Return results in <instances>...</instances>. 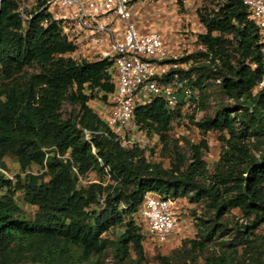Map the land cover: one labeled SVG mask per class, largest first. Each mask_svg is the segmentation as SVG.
<instances>
[{
	"label": "trees",
	"instance_id": "16d2710c",
	"mask_svg": "<svg viewBox=\"0 0 264 264\" xmlns=\"http://www.w3.org/2000/svg\"><path fill=\"white\" fill-rule=\"evenodd\" d=\"M48 2L32 0L22 8L20 0H0V264H102L108 251L115 264L131 251L140 264L144 233L132 218L148 191L202 203L212 213V224L184 243L175 264H195L198 256L202 264H264V233L258 232L264 224V87L257 89L264 55L244 0H203L197 9L204 28L196 36L200 49L161 61L173 64L162 81L177 75L202 89L207 74L232 101L194 123L199 141L182 137L181 147L169 134L181 116V98L172 111L160 98L135 109V123L158 135L167 167L149 161L139 145L122 146L89 106L114 92L112 63L71 57L78 31ZM65 103L72 107L66 117ZM210 131L225 133L211 171L203 159ZM6 157L23 176L5 175ZM33 164L41 171L26 170ZM91 172L101 179L83 184ZM17 191L37 207L31 220L15 202ZM233 209L241 215L228 229L220 220ZM122 224L123 231L109 235ZM219 229L220 236L232 233L214 250Z\"/></svg>",
	"mask_w": 264,
	"mask_h": 264
},
{
	"label": "rangeland",
	"instance_id": "374dc122",
	"mask_svg": "<svg viewBox=\"0 0 264 264\" xmlns=\"http://www.w3.org/2000/svg\"><path fill=\"white\" fill-rule=\"evenodd\" d=\"M20 1L22 8L30 7L32 4V0ZM202 3L203 0H182V4H179L177 0H133L129 5L126 4L125 7L130 12V20L140 31L146 32L152 30L159 33L165 42L169 52V58H178L200 49L196 36L198 33L203 32L204 28L198 20L197 9ZM51 10L56 11L55 7H52ZM59 11L63 12L64 10H57V12ZM109 16V22L105 23L103 19L100 21L112 33V35H108V41L111 36L114 40L118 41L122 38L124 21L118 14L111 13ZM70 22L72 23L74 20L71 19ZM89 34V29H86L77 37L78 46L81 44L84 46L89 42ZM110 43L108 42V44ZM96 55L98 54L94 56ZM70 56L76 60L83 57L80 48L77 52L75 51L70 54ZM190 63L192 62L183 64L181 67L186 68ZM206 76L207 74L202 78V89L194 87L195 92L191 96V99L184 100L181 105L180 118L172 122V129L169 134L172 139L178 140V144L181 147H183L182 137L194 143L199 141L201 134L194 125L195 122L204 117L211 116L219 106L232 105V101L226 99L221 94L216 78ZM111 100L112 96L109 94L106 100L95 98L90 100L88 104L100 116L108 108ZM71 110L72 107L65 103L62 107V115L64 117L68 116ZM221 135H225V133L210 131L205 136L208 149L204 151L203 159L206 161L209 171L212 170L214 163L219 158L222 145V142L219 140ZM148 140L151 142V146L145 151L147 159L152 162H160L167 167L169 165V158L162 156V144L159 141L158 135L151 133L148 135ZM5 162L7 165L5 175L7 177L12 176V180H14L16 174L23 176L24 173L19 169L14 158L6 157ZM26 170L38 173L41 171V168L39 165L33 164ZM99 179H101L99 175L91 172L87 175L85 181ZM104 180H108V178L104 176ZM3 192L4 190L0 189V193ZM14 199L24 211L25 217L31 220L34 217L37 207L24 202L23 195L20 191L15 193ZM175 206L178 216L176 232L164 243H157L144 235L142 242L144 260L140 264H175L176 258L183 255L184 243L190 239H198L201 227H209L212 224L210 221L212 213L202 203H191L186 198H180L177 199ZM240 215L238 209H233L231 214L224 215L220 221L225 223L227 228L230 229L235 219L239 218ZM124 227L125 224L116 227L109 235H117L123 231ZM258 232L264 233V224L260 226ZM221 233L222 230H217L216 239L211 243V248L214 250H218L221 242L228 239L232 232L229 230L223 236H220ZM101 261L102 264H115L109 251L101 257ZM123 264L139 263L135 254L131 251L129 256L124 259ZM195 264H202V257L198 256Z\"/></svg>",
	"mask_w": 264,
	"mask_h": 264
},
{
	"label": "built area",
	"instance_id": "2783aa9c",
	"mask_svg": "<svg viewBox=\"0 0 264 264\" xmlns=\"http://www.w3.org/2000/svg\"><path fill=\"white\" fill-rule=\"evenodd\" d=\"M129 0H49L48 5L55 7V16H65L74 20L78 36L89 29V42L99 44V32L112 35L101 23L102 17L111 13L118 14L124 21L122 39L116 41L111 36L108 49L100 53V58L111 61L109 72L114 82V92L108 108L100 115L106 125L116 134L124 147L139 145L144 152L151 146L148 133L134 121L137 106L150 103L155 98L164 101L169 110H175L179 98L191 99L195 90L175 75L171 81H162L161 76L173 66L161 63L169 58L163 38L156 31H140L130 20V12L125 5ZM251 18L255 21L261 37V51L264 55V0H244ZM129 5V4H128ZM63 9L61 14L57 10ZM264 87V74L257 89ZM181 96V97H180ZM6 174V173H5ZM12 179V176H9ZM83 184L85 178L80 179ZM95 181V180H92ZM177 199H171L154 191L143 195L142 202L134 218L142 225L144 235L164 243L176 232L178 216Z\"/></svg>",
	"mask_w": 264,
	"mask_h": 264
},
{
	"label": "crops",
	"instance_id": "0c3cea01",
	"mask_svg": "<svg viewBox=\"0 0 264 264\" xmlns=\"http://www.w3.org/2000/svg\"><path fill=\"white\" fill-rule=\"evenodd\" d=\"M103 21L105 23L109 22L110 16L106 15L104 17H102ZM101 19V20H102ZM91 32V31H89ZM100 38H101V42L99 45H95L91 42H88L86 45L83 46V44L77 46L76 52L79 50L80 48V52L82 54L83 57L87 58V59H96V58H100V53L105 50L108 49V42L111 41V39H109L108 41V33L106 32H99ZM122 38H120L118 41H120ZM95 54H98L96 56H94Z\"/></svg>",
	"mask_w": 264,
	"mask_h": 264
}]
</instances>
